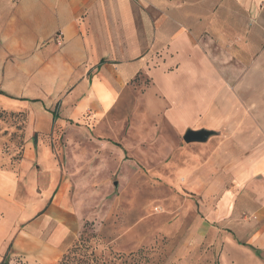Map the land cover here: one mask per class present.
Instances as JSON below:
<instances>
[{"label": "crops", "instance_id": "1", "mask_svg": "<svg viewBox=\"0 0 264 264\" xmlns=\"http://www.w3.org/2000/svg\"><path fill=\"white\" fill-rule=\"evenodd\" d=\"M0 102L28 118L16 171L0 146V264H55L73 235L50 139L75 125L153 162L213 132L199 181L241 186L222 204L256 207L264 242V0H0Z\"/></svg>", "mask_w": 264, "mask_h": 264}, {"label": "rangeland", "instance_id": "2", "mask_svg": "<svg viewBox=\"0 0 264 264\" xmlns=\"http://www.w3.org/2000/svg\"><path fill=\"white\" fill-rule=\"evenodd\" d=\"M2 104L1 165L16 171L27 113ZM55 130L50 146L59 191L74 215L73 235L55 264L64 254L70 264H264L256 207L244 211L236 204L237 211L227 212L222 204L226 189L241 196L242 187L216 185L209 177L199 181L210 170L212 139L188 144L180 134L171 152L153 162L146 143L134 151L117 139L110 142L122 150L97 147L81 138L79 125Z\"/></svg>", "mask_w": 264, "mask_h": 264}, {"label": "water", "instance_id": "3", "mask_svg": "<svg viewBox=\"0 0 264 264\" xmlns=\"http://www.w3.org/2000/svg\"><path fill=\"white\" fill-rule=\"evenodd\" d=\"M212 134L213 132L208 130H198V131L187 130L183 136V140L185 143H193V142L201 143V142H205Z\"/></svg>", "mask_w": 264, "mask_h": 264}, {"label": "trees", "instance_id": "4", "mask_svg": "<svg viewBox=\"0 0 264 264\" xmlns=\"http://www.w3.org/2000/svg\"><path fill=\"white\" fill-rule=\"evenodd\" d=\"M1 167H3L2 165H1ZM71 253H72V251H71ZM70 253V254H71ZM71 258H70V255L69 254H64L62 257H61V259L58 261V263L57 264H70V262H69V260H70ZM4 264V263H3Z\"/></svg>", "mask_w": 264, "mask_h": 264}]
</instances>
